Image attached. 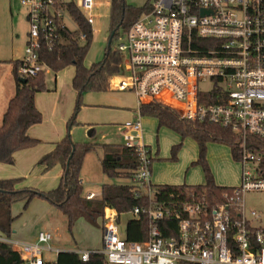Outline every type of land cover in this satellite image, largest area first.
<instances>
[{"label": "built area", "instance_id": "built-area-1", "mask_svg": "<svg viewBox=\"0 0 264 264\" xmlns=\"http://www.w3.org/2000/svg\"><path fill=\"white\" fill-rule=\"evenodd\" d=\"M68 2L90 26L94 23V0H20L28 32L15 66L19 78L42 69L37 62L40 40L63 22ZM123 39L117 45L123 55L121 71L112 78L116 90L134 95L136 110L135 118L119 124L118 130L122 143L135 146L140 159L130 177L132 191L136 197L147 196L149 204L122 214L105 208L101 249L70 251L82 261L100 253L108 264H264V228L250 224L242 204L246 191L264 190V178L257 172L260 157L246 147L247 135L264 138V0H149ZM149 102L238 135L240 182L227 201L209 209L192 195L153 199L151 156L142 139L139 112ZM141 213L148 218L144 239L127 240L125 227L120 231V216L126 215L127 222ZM248 215L256 218L253 210ZM159 223L168 236H162ZM51 240L45 230L38 231L34 241L0 233V241L20 253L21 264H57L62 250L50 245Z\"/></svg>", "mask_w": 264, "mask_h": 264}, {"label": "trees", "instance_id": "trees-1", "mask_svg": "<svg viewBox=\"0 0 264 264\" xmlns=\"http://www.w3.org/2000/svg\"><path fill=\"white\" fill-rule=\"evenodd\" d=\"M149 1L141 8H133L125 0L109 1V34L104 48L103 58L85 66L83 60L89 50L93 33L91 26L85 21L73 3H66L67 12L76 24L71 30L63 22L58 21L55 32L47 39H41L37 49V62L43 67L35 75H26L19 80L16 74L15 93L13 100L0 126V163H13L17 151L36 146L40 140L28 134L30 126L42 119V114L35 104V95L46 89L43 68H48L55 75L67 66L74 68L71 86L76 92V108L67 120L70 128L77 112L81 94L84 91H106L110 89L113 75L121 71L123 55L117 45L112 46L114 38L120 37L128 29L141 11L147 8ZM80 34L84 35L80 39ZM208 44H212L209 42ZM19 60L14 61L15 66ZM141 116L154 117L158 125H164L176 132L181 139L190 137L198 146V155L194 165L201 166L205 181L203 184H157L153 199L167 201L169 197L175 199L187 198L192 195L201 200L211 209L227 201L234 186L216 184L205 158L207 141L225 144L233 160L237 161L241 155L238 135L227 128L210 124L189 121L181 118L173 109L156 102L142 104L139 107ZM247 149L259 155L257 172L264 178V138L247 135ZM179 144L171 147L170 159H176ZM95 148L94 143L72 140L67 133L53 145V148L41 155L37 163L48 170L60 165L62 175L59 183L47 191L23 185L22 177L0 179V233L11 236L12 222L15 217L11 213V206L22 201L24 207L34 198L39 197L59 209L66 217L67 227L80 217L88 223L95 224L101 218L104 209H113L117 214L127 213L132 207H146L149 204L147 196L136 197L131 184L107 183L103 184L99 196L88 199L85 197L81 183L80 170L84 155ZM100 168L108 178H128L139 166V155L135 146H125L123 143L101 144ZM68 161V165L66 162ZM226 194V196H224ZM148 218L141 215L126 222L125 234L127 240L141 241L145 237ZM176 221H171L175 228ZM162 236H168L162 223H159ZM57 264H105L100 253H92L86 261H82L78 254L70 250H62L57 254ZM0 264H21V255L11 244L0 241Z\"/></svg>", "mask_w": 264, "mask_h": 264}, {"label": "rangeland", "instance_id": "rangeland-1", "mask_svg": "<svg viewBox=\"0 0 264 264\" xmlns=\"http://www.w3.org/2000/svg\"><path fill=\"white\" fill-rule=\"evenodd\" d=\"M109 1L94 0V23L91 25L93 37L89 50L83 60L85 66L103 58L107 36L109 34ZM149 0H125L133 8L143 7ZM26 8L20 0H0V61L13 63L23 56L27 40L28 27L24 19ZM63 22L71 30L76 28L68 12H64ZM123 35L114 38L112 46L122 42ZM6 67H10L7 64ZM74 68L67 66L55 75L48 68H43L46 89L36 93V106L42 114L39 123L33 125L35 136L44 142L55 140L65 135L67 119L76 108V92L71 86ZM10 78V75H8ZM116 78L110 81V89L106 91H84L81 94L70 137L80 140L87 134L83 130L86 123L93 124V134L89 141L95 148L84 155L80 170L83 192L94 191L99 195L103 184H131L128 178H108L100 168L101 144L121 143L122 136L118 124L134 117L136 102L134 95L127 91L115 89ZM135 118V117H134ZM142 139L150 150L152 159L151 175L154 183L172 182L187 184H203L205 177L200 166L191 164L196 159L197 143L190 137L182 141L179 136L164 125H158L156 119L140 116ZM38 131V132H37ZM177 159H167L172 144L180 143ZM39 145V144H38ZM45 145V144H44ZM43 145V146H44ZM205 158L216 184L237 186L240 182L241 164L232 159L225 144L207 141ZM37 147L15 153L13 164L0 163V179L22 177L23 181L39 190L47 191L56 186L54 167L46 170L37 163ZM242 204L246 216L252 226L264 228V190H248L242 194ZM255 211L256 218L248 215ZM15 217L12 222L14 239L23 241L35 237L39 230L51 233L49 242L61 250H97L101 249V218L95 224L88 223L80 217L67 227L63 213L39 197L32 198L24 207L22 201L11 206ZM127 216H120L121 229L124 230ZM122 233V232H121ZM12 237V238H13ZM54 258L53 253H45ZM108 264V263H105Z\"/></svg>", "mask_w": 264, "mask_h": 264}, {"label": "crops", "instance_id": "crops-1", "mask_svg": "<svg viewBox=\"0 0 264 264\" xmlns=\"http://www.w3.org/2000/svg\"><path fill=\"white\" fill-rule=\"evenodd\" d=\"M24 14V19H25V22L27 24V27H28V23H27V19H26V10H24L23 12ZM22 58V57H21ZM20 58V59H21ZM19 60V59H17ZM7 64H10V67H6ZM8 75H10V78H8ZM15 83H16V74H15V63L13 62L12 64L11 63H8V62H5V61H0V126L2 124V121L4 119V116L13 100V97H14V93H15ZM36 97V95H35ZM135 98V97H134ZM36 101V99H35ZM36 104V102H35ZM134 113H135V110H134ZM134 117H135V114H134ZM134 117H132L131 119H128V120H132L134 119ZM150 117V116H148ZM154 118V117H152ZM69 119V118H68ZM67 119V120H68ZM155 119V118H154ZM128 120H125V121H128ZM124 121V122H125ZM157 121V120H156ZM123 122H120L119 124H121ZM158 123V121H157ZM118 124V125H119ZM35 125V124H34ZM66 125V130L68 131V133L71 132V127L70 128H67V122L65 123ZM118 127V126H117ZM83 130H86L87 131V134L85 133V136L82 137L80 140H74V141H78V142H89V143H92L89 141L90 137L92 136L93 134V129H94V125L93 124H89V123H86L84 124V126L82 127ZM34 126H30L29 129H28V134L34 138H37L39 140V138L37 136H35V133L33 132L34 130ZM173 131V130H172ZM38 132V131H37ZM174 132V131H173ZM176 133V132H175ZM65 134H66V131H65ZM177 134V133H176ZM178 135V134H177ZM179 136V135H178ZM63 137V136H62ZM62 137H59L55 140H50V141H42L40 140V142L34 146V147H37V158L39 159L41 157V155H43L44 153L50 151L52 148H53V145L56 141H58L59 139H61ZM180 138V136H179ZM181 139V138H180ZM183 139H181L182 141ZM144 142V140H143ZM122 143V142H121ZM181 143V142H180ZM45 144V145H44ZM179 144V143H177ZM44 145V146H43ZM175 145V144H172L171 147ZM34 147H31V148H27V149H23V150H20V151H26V150H30V149H33ZM171 147H170V153H171ZM198 147V146H197ZM229 149V148H228ZM150 151V150H149ZM19 152V151H17ZM229 153H230V150H229ZM197 155H198V150H197ZM197 155H196V158H197ZM15 156V154H14ZM177 156V155H176ZM167 159L169 160H176V159H170V155L168 157H166ZM152 159H154V156L152 157L151 156V165H150V171H151V168H152ZM38 161V160H37ZM195 161V160H194ZM207 161V160H206ZM13 162H14V157H13ZM193 162V161H192ZM191 162V164H192ZM13 164V163H11ZM208 164V163H207ZM199 166V165H197ZM201 167V166H200ZM62 168L60 165H55L54 167V173H55V178H54V181H57L56 185L59 183V179H60V176L62 175ZM151 179V182L153 185H157V184H183V183H172V182H162V183H154L152 181V175L150 177ZM81 183H82V179H81ZM23 185L25 186H30V187H35V186H32V184H28L26 183L25 181H23L22 183ZM187 184V183H185ZM190 185H194V184H190ZM223 186H226V185H223ZM37 188V187H36ZM39 189V188H38ZM41 190V189H40ZM101 191V190H100ZM100 191H99V194H100ZM90 192H93L95 197L99 196V195H96V193L94 191H88V192H84V194H88ZM251 224V222H250ZM40 231V230H39ZM12 233H14V230H12ZM11 233V237H13ZM37 235V234H36ZM36 237V236H35ZM35 237H29L28 239L26 240H23V241H34L35 240ZM14 238V237H13Z\"/></svg>", "mask_w": 264, "mask_h": 264}, {"label": "water", "instance_id": "water-1", "mask_svg": "<svg viewBox=\"0 0 264 264\" xmlns=\"http://www.w3.org/2000/svg\"><path fill=\"white\" fill-rule=\"evenodd\" d=\"M19 80H24V78L20 77ZM66 165H68V161L66 162Z\"/></svg>", "mask_w": 264, "mask_h": 264}]
</instances>
